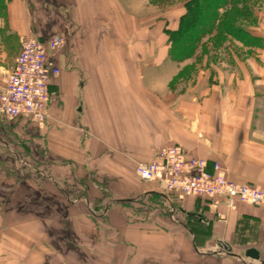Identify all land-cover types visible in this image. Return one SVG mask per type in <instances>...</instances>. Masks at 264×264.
Instances as JSON below:
<instances>
[{"label": "crops", "instance_id": "0c3cea01", "mask_svg": "<svg viewBox=\"0 0 264 264\" xmlns=\"http://www.w3.org/2000/svg\"><path fill=\"white\" fill-rule=\"evenodd\" d=\"M5 7L0 83L23 37L46 41L68 33L84 42L105 31L100 19L109 20L115 35H157L164 26L155 19L152 29L147 26V0H7ZM82 51L90 54L73 62L58 57V97L47 122L18 121L41 133L33 134L32 146H40L39 139L46 162L78 166L85 182L71 194L47 174L61 177V167L29 172L53 189L29 198L28 204L34 199L42 208L0 212V264H264V208L220 204L224 219L217 220L206 203L186 198L176 211L155 185L134 174L135 164L152 162L159 149L176 145L186 157L206 161L208 170L219 164L233 182L264 190V65L250 61L251 73L237 66L223 76L201 71L179 92L165 86L192 59H168L162 42L96 39ZM0 146L14 154L6 141ZM175 212L202 218L192 226ZM248 249L258 252L257 262L245 258Z\"/></svg>", "mask_w": 264, "mask_h": 264}, {"label": "rangeland", "instance_id": "374dc122", "mask_svg": "<svg viewBox=\"0 0 264 264\" xmlns=\"http://www.w3.org/2000/svg\"><path fill=\"white\" fill-rule=\"evenodd\" d=\"M229 1L231 4L222 7L218 11L217 21L211 23L212 25L209 24V27L204 25L199 28L197 26V18H193V23L191 21L188 28L192 31L200 30V32L192 40L191 50L186 51L185 48L180 53L178 51V55L176 52L178 48L173 45L170 33L175 32L176 34L173 39L178 40L179 36L177 34L183 23H185V21L183 22V17L190 12L188 10L189 0H147L148 11L146 14L148 22H150L147 26L151 28L154 19L163 22L164 25L163 29L157 32V35L150 31L148 35L132 34L129 36L122 33L115 35L111 33V26L106 24L109 21L108 19H105V22L103 19H100V29L104 28L105 30L103 33L98 36L93 35L89 40L84 42L83 38L78 42L77 37L75 38L68 33H63L65 37H63V46L54 54L53 59L55 66L59 70L58 76L62 73V69L58 64L59 56H69L73 62L74 59L80 58L83 53L90 54V51H82V49L86 44H91L93 41L96 42V39L99 42L107 41L108 43L124 42L125 40H131L132 42L146 41L149 44L162 42L168 47V59L176 63H182L192 59V62L182 67L178 76L173 78L167 87L165 86V90L167 91L182 92L187 90L188 79L192 78L193 75L197 76L201 71H207L208 74H215L216 76H223L226 73H236L238 66V68L242 67L244 71L251 73L252 66L250 61H254L253 64L261 63V67L264 65V0ZM190 13H193V11ZM116 30L117 32L121 31V29ZM58 36L61 35L59 34ZM52 37L47 38V40ZM173 51L176 53V59L171 57V52L173 54ZM186 54L190 57H187ZM55 88L56 86L52 87L53 92H55L56 102L58 94ZM3 122L5 129L0 132V140L6 141L8 144V152L14 154H8L6 148L0 146V212L13 208H24L26 210L29 208V205L33 207L35 204L33 203L34 199L28 204L30 197L43 193L42 189L45 187H51L53 189L49 184L51 182L46 181L44 183V177H40L38 174L35 177H31L29 176V172H32L34 169L39 170L38 168L42 172H45L44 170L47 169L46 165L49 166V164H52L46 162L43 159V155L39 154V152H42V144L39 142V139L37 144L40 146H36L35 148L32 146L31 138H33V134L37 138L38 136H42L38 129L23 125L18 120H6ZM15 131H18V133H15ZM15 134H20L21 136L17 138ZM137 164L134 165V174ZM53 165L56 166L55 171L56 168H62L63 174H60L62 176L59 177L57 175L58 173L49 170L47 174L51 175L59 186L63 185L72 188L70 189L71 194L78 193L85 182V179L78 173L79 167L69 163L60 164L59 162ZM135 177L137 178L136 174ZM173 203L175 204L176 211H178L177 202L173 200ZM36 204H38L37 201ZM42 204L41 202L34 207L36 209L42 208L40 206ZM164 209L166 210V205ZM168 210L167 208L165 212L167 213ZM96 213L99 212L97 211ZM169 214L172 215V211L169 210ZM84 215L90 218L88 213H84ZM181 215L175 212L177 219L184 216L185 220L192 226L198 224L196 223V219L187 217L185 214Z\"/></svg>", "mask_w": 264, "mask_h": 264}, {"label": "built area", "instance_id": "2783aa9c", "mask_svg": "<svg viewBox=\"0 0 264 264\" xmlns=\"http://www.w3.org/2000/svg\"><path fill=\"white\" fill-rule=\"evenodd\" d=\"M63 43L64 38L58 35L46 41L34 35L20 39L13 66L3 73L0 83L2 119H26L40 127L47 122L50 106L55 102L52 87L59 73L54 54ZM135 174L143 183L155 185L156 190L172 202L192 198L206 203L214 210L217 220L224 219L223 214L217 212L220 204L228 210L238 205L264 208V190L233 182L219 164H213L208 170L206 161L186 157L176 145L161 148L152 162L137 164Z\"/></svg>", "mask_w": 264, "mask_h": 264}, {"label": "trees", "instance_id": "16d2710c", "mask_svg": "<svg viewBox=\"0 0 264 264\" xmlns=\"http://www.w3.org/2000/svg\"><path fill=\"white\" fill-rule=\"evenodd\" d=\"M7 0H0V19H5V5ZM231 2L228 0H189L188 2V10L190 12L193 11V13H187L185 17H183V23L181 29L179 30V33L177 34L179 36L178 40L173 39L174 33H170V37L173 41V45L177 46L178 50H176L177 55L180 53V51L185 50L189 51L191 50L192 40L196 38V36L199 34V31L190 30L188 26L191 24V21L193 23V18H197L198 27L202 26H208L211 23H214V21H217L218 17V11L227 5H230ZM195 15V16H194ZM192 17V18H191ZM191 18V19H190ZM187 23V24H186ZM197 27V28H198ZM179 51V53H178ZM187 56V54H186ZM171 57L176 59V53L173 51V54L171 52ZM190 57V56H187ZM186 58V57H185ZM184 58V59H185ZM183 59V58H181ZM180 61V59H179ZM187 217L196 219V223H200V219L202 218L199 214L193 213V214H187ZM197 224V225H198ZM192 231V229H190ZM202 232V230H201ZM196 242V241H195Z\"/></svg>", "mask_w": 264, "mask_h": 264}, {"label": "water", "instance_id": "95a60500", "mask_svg": "<svg viewBox=\"0 0 264 264\" xmlns=\"http://www.w3.org/2000/svg\"><path fill=\"white\" fill-rule=\"evenodd\" d=\"M226 252H230L229 248H226ZM245 258H247L248 260L257 262L259 260V255L258 252L254 249H248L245 252Z\"/></svg>", "mask_w": 264, "mask_h": 264}]
</instances>
